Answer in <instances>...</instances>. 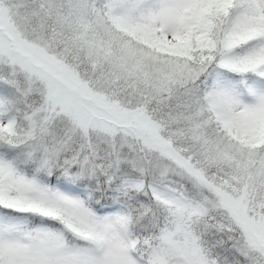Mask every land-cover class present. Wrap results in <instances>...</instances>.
Segmentation results:
<instances>
[{"label":"snow or ice","instance_id":"obj_1","mask_svg":"<svg viewBox=\"0 0 264 264\" xmlns=\"http://www.w3.org/2000/svg\"><path fill=\"white\" fill-rule=\"evenodd\" d=\"M0 264H264V0H0Z\"/></svg>","mask_w":264,"mask_h":264}]
</instances>
